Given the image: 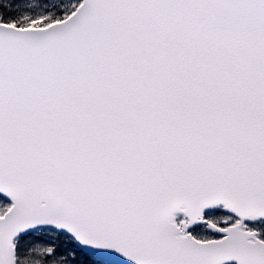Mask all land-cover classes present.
<instances>
[{"label":"snow or ice","instance_id":"1","mask_svg":"<svg viewBox=\"0 0 264 264\" xmlns=\"http://www.w3.org/2000/svg\"><path fill=\"white\" fill-rule=\"evenodd\" d=\"M0 264H264V0H0Z\"/></svg>","mask_w":264,"mask_h":264}]
</instances>
